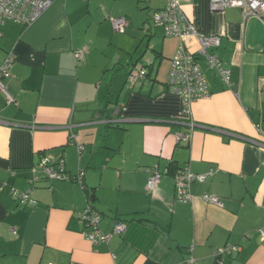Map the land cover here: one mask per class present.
I'll return each instance as SVG.
<instances>
[{
    "label": "crops",
    "instance_id": "crops-1",
    "mask_svg": "<svg viewBox=\"0 0 264 264\" xmlns=\"http://www.w3.org/2000/svg\"><path fill=\"white\" fill-rule=\"evenodd\" d=\"M128 1L138 9L54 0L28 28L0 25V62L15 56L5 84L17 102L0 93V264H264V22L238 8L213 11L210 0H181L200 34L220 38L209 52L231 72L227 85L188 40L211 98L185 116L168 87L182 40L151 24L167 0H147L148 12ZM121 16L125 34L112 29ZM137 66L148 76L135 83ZM186 133L190 141H179ZM44 157L63 160L73 176L84 171V189L43 176L31 186ZM185 166L213 175L193 183L192 201L182 204L174 175ZM147 170L166 173L153 191ZM29 188L36 204L21 206L14 193ZM88 205L105 233L115 221L126 222V233L92 245L79 218ZM226 245L239 251L219 255Z\"/></svg>",
    "mask_w": 264,
    "mask_h": 264
},
{
    "label": "built area",
    "instance_id": "built-area-1",
    "mask_svg": "<svg viewBox=\"0 0 264 264\" xmlns=\"http://www.w3.org/2000/svg\"><path fill=\"white\" fill-rule=\"evenodd\" d=\"M54 0H0V25L8 21L21 24L28 28L35 24L45 12L53 5ZM211 10H225L228 8H238L242 11L243 18L246 20L251 17L259 18L264 22V0H210ZM151 22L155 28L161 29L166 37H176L182 40L176 55L172 59L171 69L168 79V87L171 93L179 96L182 100V108L185 116H190L191 106L200 100H209L211 92L204 77L197 59V53L189 47L188 40L194 41L198 47V53L205 56L207 65L210 69L216 70L223 81L230 85L231 72L223 67L217 55L209 52L221 45L218 37H208L198 32L194 24L188 19L183 11L181 0H167V6L153 13ZM112 29L115 33L125 34L129 23L126 17H116L111 19ZM2 33L0 32V38ZM76 61L85 58L84 51L74 54ZM15 63V56L9 54L3 62H0V93L6 98L7 104H17L6 87L5 81L10 79L12 68ZM148 76V71L144 68H134L131 73L132 82H139ZM190 134H179L178 140L189 142ZM79 153L84 151L82 145L77 146ZM149 180V191H153L166 173L160 171L151 172ZM34 177L29 180L34 186L39 176L48 180L67 181L81 184L84 189V171H79L76 175H71L66 171L64 161L53 164L48 157L40 160L33 169ZM213 175L209 172L205 175L194 174L188 167L178 168L174 175L175 183V202L187 204L193 199L191 185L193 183H205ZM33 189L29 188L25 192H15L14 198L21 206H34L36 201L31 197ZM203 200L207 203L222 207L219 198L210 194H204ZM79 218L86 227L85 238L94 246L107 244L113 236L123 235L127 231V225L122 221H115L110 233H105L101 224L103 216L88 205L79 213ZM239 251L235 245H226L217 250L219 255L234 254Z\"/></svg>",
    "mask_w": 264,
    "mask_h": 264
},
{
    "label": "rangeland",
    "instance_id": "rangeland-1",
    "mask_svg": "<svg viewBox=\"0 0 264 264\" xmlns=\"http://www.w3.org/2000/svg\"><path fill=\"white\" fill-rule=\"evenodd\" d=\"M116 0H98V8H102L104 9L105 12H109L110 10H112L113 8V3L115 2ZM147 0H139V8L140 9H143L145 12H148V9H147ZM122 7H128V8H132L134 10H137L138 7H137V4H135V2H129L128 0H121V2L119 4L116 5V9L117 10H120V8L122 9ZM150 24V23H149ZM151 24L153 25V23L151 22ZM154 26V25H153ZM161 30V29H159ZM140 66H137V68H139ZM132 73V72H131ZM130 80H131V74H130ZM132 82V80H131Z\"/></svg>",
    "mask_w": 264,
    "mask_h": 264
},
{
    "label": "trees",
    "instance_id": "trees-1",
    "mask_svg": "<svg viewBox=\"0 0 264 264\" xmlns=\"http://www.w3.org/2000/svg\"><path fill=\"white\" fill-rule=\"evenodd\" d=\"M158 29V28H157ZM122 222H124V221H122ZM126 223V222H125Z\"/></svg>",
    "mask_w": 264,
    "mask_h": 264
}]
</instances>
